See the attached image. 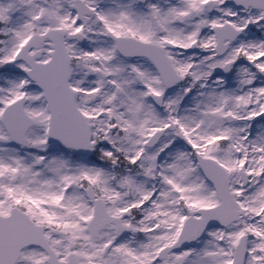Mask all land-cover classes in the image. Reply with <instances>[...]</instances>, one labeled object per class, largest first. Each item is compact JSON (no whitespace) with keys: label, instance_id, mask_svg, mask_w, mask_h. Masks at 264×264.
Listing matches in <instances>:
<instances>
[{"label":"snow or ice","instance_id":"snow-or-ice-1","mask_svg":"<svg viewBox=\"0 0 264 264\" xmlns=\"http://www.w3.org/2000/svg\"><path fill=\"white\" fill-rule=\"evenodd\" d=\"M0 264H264V0H0Z\"/></svg>","mask_w":264,"mask_h":264}]
</instances>
